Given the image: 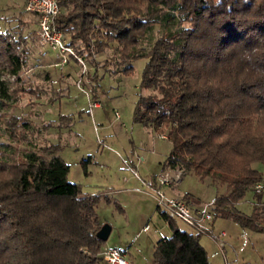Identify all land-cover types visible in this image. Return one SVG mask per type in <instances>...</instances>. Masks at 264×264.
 I'll return each instance as SVG.
<instances>
[{
    "label": "trees",
    "instance_id": "obj_1",
    "mask_svg": "<svg viewBox=\"0 0 264 264\" xmlns=\"http://www.w3.org/2000/svg\"><path fill=\"white\" fill-rule=\"evenodd\" d=\"M57 1L56 27L93 66L108 49L124 74L146 59L141 87L154 92L140 95L134 118L171 141L162 169L224 185L214 218L264 231L263 204L249 215L237 207L248 191L259 196L254 187L264 183V0ZM158 24L163 32L146 49ZM27 41L23 31L0 30V71L19 78ZM5 84L0 79L9 96ZM34 92L24 84L15 89L16 96ZM34 130L30 116L12 112L0 140V264H107L97 207L112 197L69 181L61 145H34ZM181 198L192 207L202 203L190 193ZM156 209L171 234L155 243L154 264H210L203 234Z\"/></svg>",
    "mask_w": 264,
    "mask_h": 264
},
{
    "label": "rangeland",
    "instance_id": "obj_2",
    "mask_svg": "<svg viewBox=\"0 0 264 264\" xmlns=\"http://www.w3.org/2000/svg\"><path fill=\"white\" fill-rule=\"evenodd\" d=\"M24 6V0H0V30L15 36L23 31L28 39L27 64L19 78L0 71V79L11 93L3 94L0 85V140L12 112L30 116L36 125L30 137L33 144L61 145L60 156L70 165L69 181L80 184L89 194L107 192L112 197V201L102 200L97 207L101 222L113 227L103 246L127 249L132 264H154L155 243L170 235L171 229L156 209L152 186H156V176L166 171L162 164L172 143L134 118L140 95L154 92L141 87L146 59H138L129 74L117 70L111 49L95 56L97 67L81 54L82 61L73 57L60 66L56 53L40 43L38 17ZM162 32L163 25L154 26L144 47L150 48ZM21 84L36 89L37 95L16 96L15 89ZM94 102L99 105L94 106ZM255 166L263 169L261 163ZM162 188L175 197L190 193L202 203L212 202L226 190L224 185H213L209 177L200 179L188 171L177 185ZM259 202L264 205V189L259 196L248 191L237 207L249 215ZM145 223H150V231H142ZM177 223L191 229L182 221ZM213 231H225L226 236L216 240L209 234L202 235L210 264H264V231L243 228L226 218L215 219Z\"/></svg>",
    "mask_w": 264,
    "mask_h": 264
},
{
    "label": "built area",
    "instance_id": "obj_3",
    "mask_svg": "<svg viewBox=\"0 0 264 264\" xmlns=\"http://www.w3.org/2000/svg\"><path fill=\"white\" fill-rule=\"evenodd\" d=\"M24 1L25 10L38 17V34L41 45L56 53V57L59 59L58 64L64 66L73 57L81 60L74 47L67 44V39L63 32L55 25V17L60 12L58 1ZM93 105L98 106L99 103L94 102ZM132 171L137 176V172L133 168ZM183 176V170L181 169H169L156 176V186H152L157 201L156 207L165 211L168 217L182 221L191 229L201 234H209L216 240L226 236L225 231L214 234L213 223L215 218L212 212L213 201L192 207L183 198L170 196L163 190V186L177 185ZM263 189L264 183H258L254 187L256 192H261ZM150 230V223H146L142 228L144 232ZM155 230L159 232V229ZM127 253V249L118 246H103L101 250V255L107 264H132L128 259Z\"/></svg>",
    "mask_w": 264,
    "mask_h": 264
},
{
    "label": "water",
    "instance_id": "obj_4",
    "mask_svg": "<svg viewBox=\"0 0 264 264\" xmlns=\"http://www.w3.org/2000/svg\"><path fill=\"white\" fill-rule=\"evenodd\" d=\"M111 230L112 226L109 223H104L97 233L98 238L103 241H107L110 236Z\"/></svg>",
    "mask_w": 264,
    "mask_h": 264
},
{
    "label": "crops",
    "instance_id": "obj_5",
    "mask_svg": "<svg viewBox=\"0 0 264 264\" xmlns=\"http://www.w3.org/2000/svg\"><path fill=\"white\" fill-rule=\"evenodd\" d=\"M201 204H203V203H201ZM200 205V204H199ZM198 206V205H197ZM101 221V220H100ZM146 224V223H145ZM111 225V224H110ZM144 227V226H143ZM112 229H113V227H112ZM112 231V230H111ZM166 236V235H165ZM124 249V248H123Z\"/></svg>",
    "mask_w": 264,
    "mask_h": 264
}]
</instances>
